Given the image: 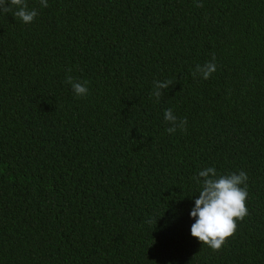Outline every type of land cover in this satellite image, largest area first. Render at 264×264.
Instances as JSON below:
<instances>
[{
	"label": "trees",
	"instance_id": "trees-1",
	"mask_svg": "<svg viewBox=\"0 0 264 264\" xmlns=\"http://www.w3.org/2000/svg\"><path fill=\"white\" fill-rule=\"evenodd\" d=\"M196 2L0 13V264H264V0ZM207 167L248 175L249 215L218 251L191 235Z\"/></svg>",
	"mask_w": 264,
	"mask_h": 264
},
{
	"label": "clouds",
	"instance_id": "clouds-1",
	"mask_svg": "<svg viewBox=\"0 0 264 264\" xmlns=\"http://www.w3.org/2000/svg\"><path fill=\"white\" fill-rule=\"evenodd\" d=\"M40 7L47 8L48 0H39ZM196 7H202L197 0ZM0 13H11L15 19L25 24L32 23L39 15L35 7H29L28 0H0ZM216 71L215 55L212 60L203 65H196L192 72L195 79L200 76L207 80ZM71 72V69H68ZM65 82L69 84L77 97H86L89 94L88 81L74 79L70 74L66 75ZM173 85L172 80H154L153 92L157 102L163 96L165 89ZM164 120L170 125L166 131L174 134L177 129L186 130L187 118L179 119L171 108L164 112ZM192 179L200 186L199 196L195 199L190 216L195 219L191 226V235L198 238L199 242L207 245L213 251L221 250L227 238L237 231L238 221L249 215L245 206L248 197V175L241 170L238 173L231 172L220 174L215 167H207L200 170ZM157 221V220H156ZM151 224L153 221H147Z\"/></svg>",
	"mask_w": 264,
	"mask_h": 264
}]
</instances>
